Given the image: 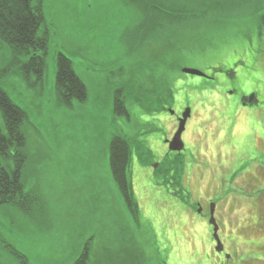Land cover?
<instances>
[{"label":"rangeland","instance_id":"1","mask_svg":"<svg viewBox=\"0 0 264 264\" xmlns=\"http://www.w3.org/2000/svg\"><path fill=\"white\" fill-rule=\"evenodd\" d=\"M42 2L49 31L42 81H28L12 66L0 40V72L9 69L3 88L28 115L25 187L38 195L34 213L0 208V264H74L86 247L89 264H219L209 219L192 212L201 204L208 215L212 201L219 202L230 264H263L264 0H159L149 10L129 0ZM60 54L87 86V102H59ZM165 75L183 86L182 106L159 101ZM214 89L219 96L209 95ZM200 96L210 104L197 102ZM115 99L124 100L129 117L115 113ZM188 105L195 116L199 108L207 112L193 119L198 128L184 134L178 156L165 138L168 124L175 126L172 111ZM118 135L132 144L139 222L111 170ZM178 159L186 162L183 192L164 185L172 177L166 168Z\"/></svg>","mask_w":264,"mask_h":264},{"label":"trees","instance_id":"2","mask_svg":"<svg viewBox=\"0 0 264 264\" xmlns=\"http://www.w3.org/2000/svg\"><path fill=\"white\" fill-rule=\"evenodd\" d=\"M129 1L134 5L135 9L137 7L138 9L148 8V10L154 7L153 4L159 2V0ZM151 18L153 19L152 16ZM45 21L46 18L42 0H40L39 3H34L33 0H0V39L10 49L12 59L11 65H16V67L20 68L28 81L31 75L37 76L35 82L42 81L44 78L49 43V31L44 27ZM261 21L264 25V15L261 16ZM141 27L148 32L147 27ZM139 68L140 65H138V68L134 71V78L137 77L135 75H137V70L139 72ZM150 69L153 71V68L150 67ZM154 72L150 74L151 77H155ZM165 77L163 83L164 89H162V91L158 90V92H156L157 96L168 90L166 89V83L169 84L168 87L173 85L172 80L174 78L172 79L171 77V81H168L167 78L169 76L165 75ZM127 82L124 86L126 88L129 87ZM135 83L136 81H134V85ZM2 87L3 84L0 83V107H2V110L5 109V113L9 117L12 135L14 134L10 139L11 148H20L25 151L28 140L22 127L23 121L28 119V115L11 100L9 94L4 91ZM56 93L59 102L67 106H72L75 101L85 103L88 100L87 86L75 72L72 61L62 54L57 58ZM5 105H7L8 109ZM114 110L117 115H127L128 112L124 100L118 101L115 99ZM131 145L129 139L119 135L115 136L110 146V165L114 180L124 196L129 209L132 214H134V220L139 222V206L133 195L130 174ZM24 157H26L28 162V155H24ZM168 171L171 173L167 172L166 175L171 174L173 177L167 178L164 185L167 184L168 186L172 184L174 188L179 186V190L183 192L185 178L183 177L184 171L182 170L181 160H176ZM171 195L175 198H177L176 196H181L176 194V192H173ZM2 207H10L15 211L22 212L26 208V205H22L21 203L12 204L0 202V208ZM193 209L192 212L196 213L197 204L194 205ZM25 213L30 212L25 211ZM89 256V248L86 247L74 264H89Z\"/></svg>","mask_w":264,"mask_h":264},{"label":"flooded vegetation","instance_id":"3","mask_svg":"<svg viewBox=\"0 0 264 264\" xmlns=\"http://www.w3.org/2000/svg\"><path fill=\"white\" fill-rule=\"evenodd\" d=\"M39 2H40V0L37 1V3H39ZM8 72H9V69H5L2 73L0 72V83L1 84H2V81L6 78L5 76H6V74H8ZM228 73L231 76L235 75L234 70H228ZM207 78L210 79L209 76H207ZM172 81H173V85L171 86V89H173L174 92L171 91V89L167 90L166 92H163L161 95L158 96L160 99L159 101H161L162 103H165V102H168V100H169L172 103H174V105H177L180 107V106H182L183 98L181 97V95H180L181 93H179V92L183 91V86L178 82L177 79H173ZM3 90L5 91L4 88H3ZM191 93L192 94L191 95L188 94V96H190V98L192 100V104H195L196 97H194L193 95H197V92L192 91ZM208 93L212 97L219 96V92L216 91V89H214ZM185 95H187V94H185ZM197 102H199V103L203 102L204 105L210 104V101L209 102L202 101V96H200V99H198ZM252 102H256V100H253ZM248 104H249V99L245 98L242 105L247 106ZM5 107H7V105H5ZM1 108L2 107H0V202L12 203V204L21 203L22 205L25 204L26 208L22 212L25 213V211H29L30 213H34L35 210H37V206H38V195H37L36 191L35 192H34V190L28 191L25 187V185H26L25 180L27 177V159H26V157H24V155H26V153L23 149L11 148L10 139L14 134L12 135V132L10 129L9 117L6 115L5 109L2 110ZM7 109H8V107H7ZM187 109L191 110V116L187 120V123L185 126V131L182 134V142L184 144V150L186 149V142H187L183 138L184 134L190 130L189 131V135H190V134H192V130H196L198 128V125L193 122V119H195V117L197 115L202 117V115L207 112V111H204L201 108H199V112H197V114L195 116V115H193L194 111H193L191 105H188L187 108H184L179 115H177L176 113H174L172 111V118L175 119V126H173V124H171V123L168 124L169 132L167 133V136L165 138V145L170 152H172L170 150V144L178 132L180 120L183 119V115ZM162 111H168V109L165 110L163 108ZM125 116L129 117L128 112H127V115L125 114ZM25 122L26 121H23V126L25 125ZM200 125H201V123H200ZM204 133L206 135L207 132L205 131ZM208 137H210V134L208 135ZM210 139L211 138H208V142ZM3 142H4V144H3ZM207 145L209 148H211L210 144L207 143ZM183 151L174 152V153L181 156V153ZM151 155H152V150H150V156ZM180 160L182 162V167H183L184 163H186V162L182 159H180ZM158 167H159L158 165L154 166V168L156 170L158 169ZM170 167H172V165L169 166V168ZM169 168H166L167 171L165 172V174H167V172L171 173L168 171ZM182 170L184 171V169H182ZM168 175H170V174H168ZM213 203L216 204V211H217V204L219 202L216 203V202L212 201L209 203V206ZM200 210L203 211L202 205L197 204L196 214L203 217V218L205 216H207V218L210 220V210H209L208 215L204 214L203 212L199 213ZM30 213H27V214H30ZM215 214H216V212H215ZM215 217H216V215H215ZM2 225H3L2 221L0 220V249L2 248V246L4 244L3 235H1V232L3 229ZM218 225H219V236H220V229L222 231V228H221L219 223H218ZM211 229L213 231V227H211ZM220 239H221V237H220ZM221 242H222V239H221ZM222 244H223V242H222ZM226 253H227L226 250H224L222 253H217V256L219 258L222 259V257H223V261H221V263H219V264H230L231 263L232 256H230V258L228 259L227 258L228 254H226ZM261 262L264 264V260L263 261L261 260Z\"/></svg>","mask_w":264,"mask_h":264},{"label":"water","instance_id":"4","mask_svg":"<svg viewBox=\"0 0 264 264\" xmlns=\"http://www.w3.org/2000/svg\"><path fill=\"white\" fill-rule=\"evenodd\" d=\"M183 73L189 74V75H192V76L207 78V76L204 73L200 72V71L183 69ZM190 116H191V110L187 109L186 112L183 115V119L180 120V125H179L178 132H177V134L175 135L173 141L170 144V150L172 152H181V151L184 150V144L182 142V134L185 131V126H186L187 120L189 119ZM201 212H202V210L199 211V213H201ZM215 212H216V204L213 203V204L210 205V221H209V224L214 227L213 237H214V240L217 243L216 251L219 252V253H222L224 251V247H223L222 242H221V240L219 238V235H218L219 226H218V224L216 222ZM0 252H1V249H0ZM227 258L229 259L230 256H228Z\"/></svg>","mask_w":264,"mask_h":264}]
</instances>
